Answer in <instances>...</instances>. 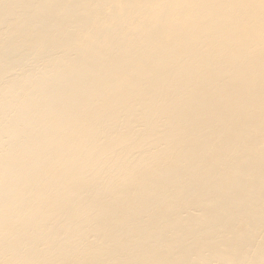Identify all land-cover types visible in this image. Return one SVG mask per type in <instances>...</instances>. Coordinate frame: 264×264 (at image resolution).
<instances>
[{
  "label": "bare ground",
  "instance_id": "6f19581e",
  "mask_svg": "<svg viewBox=\"0 0 264 264\" xmlns=\"http://www.w3.org/2000/svg\"><path fill=\"white\" fill-rule=\"evenodd\" d=\"M0 264H264V0H0Z\"/></svg>",
  "mask_w": 264,
  "mask_h": 264
}]
</instances>
